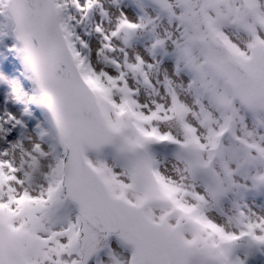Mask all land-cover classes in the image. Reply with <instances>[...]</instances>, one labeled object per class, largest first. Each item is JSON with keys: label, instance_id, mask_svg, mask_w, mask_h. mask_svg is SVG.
<instances>
[{"label": "snow or ice", "instance_id": "1", "mask_svg": "<svg viewBox=\"0 0 264 264\" xmlns=\"http://www.w3.org/2000/svg\"><path fill=\"white\" fill-rule=\"evenodd\" d=\"M0 264H264V0H0Z\"/></svg>", "mask_w": 264, "mask_h": 264}]
</instances>
